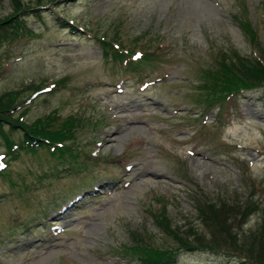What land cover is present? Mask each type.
<instances>
[{
	"label": "rangeland",
	"instance_id": "rangeland-1",
	"mask_svg": "<svg viewBox=\"0 0 264 264\" xmlns=\"http://www.w3.org/2000/svg\"><path fill=\"white\" fill-rule=\"evenodd\" d=\"M21 1L29 7L17 16L24 31L0 42V96L28 88L9 113L28 125L77 120L65 145L78 158L36 148L13 159L5 137L16 145L22 132L2 126L0 264H140L120 252L131 232L147 246H171L153 222L158 199L179 231L199 225L197 202L216 195L245 201L253 193L264 211V89L207 109L198 98L220 52L255 57L237 19L245 16L264 45V0ZM11 11L0 0V18ZM100 38L146 56L124 71ZM53 84L60 87L33 91ZM76 195L82 200L61 215ZM261 209L245 232L263 224ZM241 261L223 250L191 251L176 264Z\"/></svg>",
	"mask_w": 264,
	"mask_h": 264
},
{
	"label": "trees",
	"instance_id": "trees-1",
	"mask_svg": "<svg viewBox=\"0 0 264 264\" xmlns=\"http://www.w3.org/2000/svg\"><path fill=\"white\" fill-rule=\"evenodd\" d=\"M9 1L12 8L11 14L0 18V42L5 41L12 34L15 35L18 31H24L21 22L17 21V16H22L29 9L28 6L23 5L21 0ZM67 1L69 0H36L35 4L36 6L45 7ZM245 19L244 16L243 19H237L236 21H238V26L247 41L251 43V47L256 53L255 57L242 55L233 48L220 52L219 60L216 59L210 70L204 73L206 79L199 88L201 94H198V98L205 102V109L214 107L219 103L226 104L228 98L264 89V45L261 44L256 31ZM61 24L72 29L66 21H62ZM139 40L138 37L135 39L136 42ZM100 43L106 51H112L113 58L119 60L123 58V53H117L111 48L112 46L108 41L100 40ZM131 52L132 50L128 53L132 54ZM103 54L107 57L106 52ZM144 56L146 55L144 54ZM128 64L130 65L131 62ZM133 66L136 65H130L129 71L137 70ZM54 85V87H60V84ZM24 89L28 88L24 87L18 89V91L14 90L0 96V130L3 125H9L11 129L18 128L22 132V141L16 145L14 141L5 137L6 149L9 153H12L10 156L16 159L21 150H28L34 154L37 151L36 148H48L52 156L57 153L66 160L77 163L78 155L72 153L71 148L65 145V142H72L75 139L72 131L73 127L78 124L77 120H73V117L62 122L57 121L55 118L37 119L28 125L14 119L9 114L14 109L19 110L21 108L22 100H19L18 96ZM42 90L40 87L33 88V91L36 92ZM1 173L2 171H0ZM252 189H254L253 186ZM252 195L254 194L251 193L245 201L240 194L231 197L216 195L214 201L206 200L202 203L199 201L197 202L195 220L199 222L201 230L199 225L188 223V229L180 231L172 226L166 211V204L158 199L157 203L160 206L156 215L153 214L155 218L153 222L160 231L166 234L167 242L171 243V246H147L144 244L145 242L137 239L135 233L131 232L132 245L120 249V252L132 256L137 255L140 258V264H176L179 256L184 252L202 251L215 254L223 250L227 253L240 255L241 264L245 262L247 264H264V211L260 208V203L256 199H252ZM222 197L224 198L222 199ZM260 209L263 224L257 226L256 230L252 229L245 232L242 227L245 225L247 218L259 212ZM203 229L207 230L209 235Z\"/></svg>",
	"mask_w": 264,
	"mask_h": 264
}]
</instances>
